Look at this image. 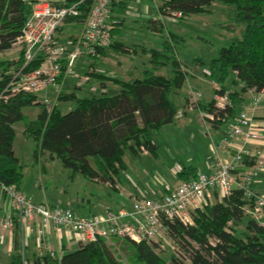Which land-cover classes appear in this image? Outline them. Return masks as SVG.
I'll return each mask as SVG.
<instances>
[{
    "label": "trees",
    "instance_id": "trees-1",
    "mask_svg": "<svg viewBox=\"0 0 264 264\" xmlns=\"http://www.w3.org/2000/svg\"><path fill=\"white\" fill-rule=\"evenodd\" d=\"M35 1L0 0V93L12 71L23 63V52L19 60L7 59L2 54L12 48L22 33ZM51 1L68 5L80 0ZM215 1L236 7L238 20L245 22V27L231 36L230 44L218 50L207 73L220 85L215 91H227L232 100V105L224 109L216 108L213 99L200 104L201 109L212 111L220 118L213 121L217 126L222 119L236 117L237 109L247 101L248 90L264 92V0H163L159 12L169 15L180 11L183 18L210 12ZM92 3L93 0H84L81 14L68 20L62 31H79ZM116 23L108 47L130 51V46L113 40L119 31ZM147 25L161 35L167 31L163 45L159 49L142 47L141 51L150 56L149 66L133 80H118L116 93L90 91L79 97L75 92H62L59 100L75 98L77 101L76 107L67 112L57 105L46 107L33 93L0 97L2 182L20 189L23 180L20 158L14 149V124L21 120L25 122V134L33 137L37 144L35 156L39 152L50 153L60 158L64 166L82 173L87 180L113 189L120 170L125 168L123 157L127 148L136 153L145 146L149 152H156L152 133L175 120L178 107L173 94L182 87L187 72L178 49L184 36L169 30L162 20L151 19ZM104 49L100 53L105 52ZM89 57L93 65L97 63L98 55ZM40 63L41 60H36L32 67ZM164 67L169 70L161 71ZM101 88H107L106 84L101 83ZM39 104L44 105L43 109L35 119H29L24 109ZM255 160V157L245 156L242 169L252 166ZM178 173L185 181L197 177L198 171L188 165ZM212 194L201 207L191 211L193 224L163 219V229L175 239L181 250L179 255L166 253L162 242L157 240L99 237L86 242L80 240L77 247L61 256L53 257L39 251L25 252L24 256L21 227L14 214L10 264H264V221L257 220L249 212L253 201L239 188L221 198L216 190Z\"/></svg>",
    "mask_w": 264,
    "mask_h": 264
},
{
    "label": "built area",
    "instance_id": "built-area-1",
    "mask_svg": "<svg viewBox=\"0 0 264 264\" xmlns=\"http://www.w3.org/2000/svg\"><path fill=\"white\" fill-rule=\"evenodd\" d=\"M83 1L68 5H57L51 0L39 1L12 46L19 47L20 53L23 52V63L12 71V76L0 97L8 98L21 92L39 95L50 88L57 90L58 93L62 87V79L69 73L77 59L97 56L101 49L111 44L112 30L115 27L114 21L110 20L111 6L121 0H93L80 32L75 36H68L65 41L60 37L62 27L67 21L81 14ZM168 16L175 22L182 17V13L177 11ZM36 60H41V63L32 67ZM89 79L90 75L87 74L81 81L86 82ZM212 84L215 90L220 89L216 81ZM200 96V92L194 97L192 95L191 106L200 108ZM260 100L261 95L257 93L251 103L245 105L231 120L218 142L217 146L229 151L230 157L227 160H218L208 172L198 171L197 177L182 181L161 198L137 197L132 203L131 211L122 208L117 211L106 210L100 214H83L47 202L34 203L21 189L0 180V196L9 198L13 208V214L0 213V227L13 230L14 214L17 215L22 231L24 256L27 236L32 232L39 236L38 251L41 254L59 256L40 239L46 227L50 226L59 231L71 230L84 242L99 237H130L136 241H161V247H164V218L193 224L191 211L201 207L214 190L220 197H224L234 188L241 189L243 194L253 201L249 212L260 221L264 217V196L255 191L253 180L255 171H264V150L250 147L259 137L252 113ZM41 101L46 104L52 103L49 97H44ZM213 101L214 106L219 109L232 105L227 91L223 93L215 91ZM200 112L204 118L212 122L220 120L212 111L200 108ZM223 121L225 119H222ZM240 137L242 141H238ZM140 150L148 151L145 146H141ZM245 156L255 157L256 160L252 166L242 169ZM180 170L179 167L176 172ZM130 216L135 217V223L125 220ZM37 217L40 218L41 224L35 228L33 224ZM180 251L178 247L175 248L176 255H179Z\"/></svg>",
    "mask_w": 264,
    "mask_h": 264
},
{
    "label": "rangeland",
    "instance_id": "rangeland-1",
    "mask_svg": "<svg viewBox=\"0 0 264 264\" xmlns=\"http://www.w3.org/2000/svg\"><path fill=\"white\" fill-rule=\"evenodd\" d=\"M39 1L36 0L34 2L33 8ZM160 1L157 0L156 2L159 4L161 3ZM128 2L130 3L127 9L118 6L113 11L114 14L124 18L121 32L116 35L115 39L130 46V51L111 50L105 58L104 66L99 65L96 69L101 73L105 71V73L108 72L115 76H124L130 73L131 76H127L126 79L133 80L139 77L141 72L149 66L147 59L149 54L141 51L142 47L161 48L167 31L162 35L152 33L146 27L148 17L135 15L136 13H142V5L134 3L137 0H128ZM163 21L169 30L184 36L178 49L187 74L180 90L173 94L175 104L181 105V98L188 93L190 97H192L191 95L194 97L198 92L201 93L199 100L207 102L209 96H212L215 92L212 84L214 80L207 74L210 71L212 59L222 46L230 44V38L234 33H239L245 27L244 20H238L237 8L233 5L215 1L211 6L210 12L192 14L178 18L175 22L171 21L168 15H164ZM2 56L11 60H19L17 58L21 56L20 48L17 46L12 47L4 52ZM88 58L90 57L76 60L72 69L67 73L65 88L62 90L63 93L75 92L77 96L81 97L87 93V90H90L91 87L87 82H82L83 86L80 88L75 87V84H77L76 76L79 75L83 79L84 75H91V73H88V71H91L89 70L90 59ZM168 70L169 67H164L161 71L167 72ZM91 77L96 80L92 75L90 79ZM118 90L119 86L117 84L114 85L113 82L109 84V93L113 94ZM45 96L46 94L44 93L38 95L41 100ZM47 97L51 99L52 103H45L46 107L51 108L57 105L63 112H67L77 105L75 98L59 100L60 98L56 93H50ZM43 107L44 105L41 104L28 106L24 109V112L29 119H35ZM24 124L23 120L14 124L16 129L14 149L22 165L23 180L20 189L31 197L34 203L45 201L83 214H89L90 212L100 214L99 211L104 212L103 207L110 204L113 200L112 198L118 199V190L108 185H96L87 180L82 173L64 166L60 158L52 157L50 153L44 152H39L35 156L37 144L33 137L25 134ZM152 134L158 144L156 154L159 155V160L156 163L159 165L169 164L175 157L178 161H181L183 158L185 159L186 152L189 150L197 154L204 150L203 143L198 136H194L193 130H189V127L181 125L177 120L154 131ZM181 155L182 158H180ZM136 156L137 154H134L130 148L126 149L123 157L125 168L120 170L123 184L130 187L136 184L146 186L148 177L152 181L154 179L159 181L158 174L141 162L140 158L136 159ZM163 171L168 172L166 174L169 177L175 176L172 170L169 172L168 169H164ZM126 172L132 176V179L126 176ZM260 172L262 171H255L253 180V184H257L258 188H260L263 180ZM7 199L11 205V200ZM7 213L13 214V210L10 209ZM260 221H264V217ZM163 235L165 242L162 249L164 248L166 253L176 254L175 248L178 246L175 239L167 235L164 230Z\"/></svg>",
    "mask_w": 264,
    "mask_h": 264
},
{
    "label": "crops",
    "instance_id": "crops-1",
    "mask_svg": "<svg viewBox=\"0 0 264 264\" xmlns=\"http://www.w3.org/2000/svg\"><path fill=\"white\" fill-rule=\"evenodd\" d=\"M156 1L157 0H137V2H134V3L142 5V10H141L142 13L141 14L136 13L135 15L136 16L143 15L145 17L147 16L148 21L151 19H156V20L158 19V20L163 21L164 15L159 12V6L162 4L163 1L161 0L160 1L161 3L159 4ZM129 3L130 2H128V0H121L111 6L110 20L117 22L116 27L119 28L118 33L121 32L122 26L124 24V18L118 14H114L113 10L115 7H118V6L121 8L127 9ZM147 28L152 33H157L154 30L150 29L149 27ZM69 29L71 30V27H69ZM80 30L75 31L76 33L72 31L63 32L61 30L62 32L60 33V37L63 39V41H65L68 36H71V35L75 36L76 34L80 32ZM118 33L114 35L113 40H116L115 37ZM104 50L105 52L99 53L96 64L93 65L92 58L91 57L88 58L90 59L89 70H91L90 72L88 71V73H91V75L95 77L96 80L92 79L91 77V79L86 81L87 83H89L91 87L90 90H87V92L100 91V90L109 91V84L111 82H113L114 85L116 84L118 85L117 83L118 80H127L126 79L127 76H131L130 73H127V75H124V76L123 75L115 76V75L109 74L108 72L105 73V71L102 73L99 72L96 69V67L99 65L104 66L105 58L107 57L109 52L113 50V48L106 47ZM147 59L149 62L150 56ZM109 71L111 72V70ZM66 76L62 79V87H61L60 92L57 93V90L50 88L42 92L46 94L45 97L49 96L50 93H56L57 96L59 97L60 93H62L63 88H65V83L67 81ZM75 78L77 81V84H75V87L77 88L82 87L83 85L81 81V76L78 75ZM101 83H105L107 88H101ZM256 94L257 93L254 92L253 90H248V92L246 93L247 101L241 107L237 109V114L239 113V110H241L245 105H248L251 103L252 98ZM260 95H261V100L252 113L253 118H254V124L257 127L256 129L259 133V137L256 141H254L250 145V147H258L259 149L264 150V92H261ZM210 96L207 102L199 100V106L200 104L202 105V104H207L211 102L213 99V95L211 97ZM38 99L40 100L39 97ZM181 102H182L181 105H177L178 110L175 116V120H177L178 123H181V125H185L189 127V130L190 129L193 130L194 136H198L200 141L203 143L204 150L198 154L193 153L192 150H189L188 152H186L185 159L183 158V160L181 161H178V159L175 156H173L175 157L174 160L171 163L166 164L164 166L156 163V161L159 160L158 158L159 155L156 154V152L151 153L149 152V150L147 152L139 150L141 152L138 151L135 153L131 150L134 154H137L136 159L140 158L141 162H143L147 167H150L151 170H154V173L158 174L159 181H156L155 179L154 181H152L148 177V180L146 181V186H143L142 184L141 185L136 184L130 187V186H126L123 184L122 178L120 175L119 179L117 178L116 184H115V190H118L119 192L118 199L120 200L112 198L113 200L111 201V203L103 207L104 212L106 210H119L122 208L128 211H131L133 201L135 200V198L141 197V196L154 198V199L161 198L165 193L176 188L183 181L179 177V173L176 172V169H178L179 167L182 170L183 166L192 165L193 167L196 168L197 171L208 172L212 170V168L215 166L218 160H227L230 157L229 151L221 148L220 146H217V144L220 141L222 135L224 134L226 128L228 127V124L231 122L233 118L220 122L219 125L214 126L212 121L202 116L199 107L191 106L192 97H190L189 93L183 98H181ZM152 140L158 146L156 139L153 138V134H152ZM238 141H242V138L240 137ZM180 158H182V155ZM164 169H168L169 172L170 170H172L175 176H171V177L167 176L166 173L168 172L163 171ZM260 173L263 179L261 182L260 188L257 187V184L256 185L253 184V188L255 189L256 192L264 196V171ZM125 174L129 179H132V176L129 175L127 172ZM257 174L259 175V173ZM96 185L105 186L103 184H96ZM210 197L211 198L213 197L212 193ZM219 198L221 197L219 196ZM10 209L13 210L11 208L9 200L7 199L6 196L1 195L0 196V213L6 214L7 212H9ZM99 212L101 213L103 211H99ZM92 214H97V213H92ZM138 218H141V217L138 216ZM125 220L128 221L129 223H135V217H132V216L127 217ZM40 224H41V220L39 217H37L33 226L36 228V226H40ZM38 238L39 236L35 232H32L30 235L27 236V247H26L27 253L31 254L32 252L38 251ZM40 239H42L49 248L56 251L59 256H61L63 252L65 251L74 249L75 247L78 246V243L80 242L79 238L71 230L62 229L59 231L51 226L46 227V230L44 234L40 236ZM21 240H22V231H21ZM12 253H13V230H6L0 227V264H10Z\"/></svg>",
    "mask_w": 264,
    "mask_h": 264
}]
</instances>
